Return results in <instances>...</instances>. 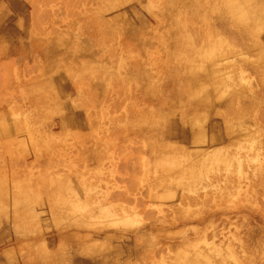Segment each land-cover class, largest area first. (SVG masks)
<instances>
[{
  "label": "rangeland",
  "instance_id": "rangeland-1",
  "mask_svg": "<svg viewBox=\"0 0 264 264\" xmlns=\"http://www.w3.org/2000/svg\"><path fill=\"white\" fill-rule=\"evenodd\" d=\"M0 264H264V0H0Z\"/></svg>",
  "mask_w": 264,
  "mask_h": 264
},
{
  "label": "bare ground",
  "instance_id": "bare-ground-1",
  "mask_svg": "<svg viewBox=\"0 0 264 264\" xmlns=\"http://www.w3.org/2000/svg\"><path fill=\"white\" fill-rule=\"evenodd\" d=\"M225 11V10H224ZM242 11H244V9H238V6H231V7H229L228 8V12L229 13H231V14H235V18L238 20V19H243L242 18ZM245 20L247 19V18H244ZM243 26V25H242ZM249 31V30H248ZM247 36V35H246ZM248 38H250V37H248ZM251 45V44H250ZM225 59V58H224ZM209 63V62H208ZM211 64V63H210ZM215 64V63H214ZM213 64V65H214ZM217 64V63H216ZM209 65V64H208ZM212 65V66H213ZM211 66V65H210ZM224 66H225V64H224ZM214 67V66H213ZM213 67H212V70H214L213 69ZM208 68L210 69L211 67H209L208 66ZM227 68V67H226ZM211 73V72H210ZM212 75V74H211ZM224 77V76H223ZM215 78V77H214ZM235 78V77H234ZM224 80H226V79H224ZM233 82V81H232ZM212 84V83H211ZM227 84V83H226ZM223 84H221V86H222ZM221 86H219V87H221ZM215 88V87H214ZM218 88V87H217ZM216 88V89H217ZM225 88V87H224ZM220 92V91H219ZM215 93H217V92H215ZM216 97V96H215ZM215 99V98H214ZM228 108V107H227ZM234 118H235V116H234ZM189 124H188V126L189 125H192V124H190L191 122H188ZM7 129V128H6ZM15 132H16V130H15ZM212 141H214V140H212ZM215 142V141H214ZM214 142H212V143H214ZM216 143V142H215ZM169 150V149H168ZM169 152H170V150H169ZM153 153H154V157H156V155H155V151H153ZM168 153V152H167ZM157 158V157H156ZM155 160H157V159H155ZM154 160V161H155ZM157 162V161H156ZM237 165V164H236ZM207 168H203V169H205V170H207V172H204V173H206V176L209 174H215V170H218V171H224V176L223 177H214V178H210L209 180L207 179V183L204 185V186H212L214 183H213V181H215V183L216 182H220V181H223L225 184H228V186H226L227 187V189H229L228 187H230V186H232L233 188H240V189H242L243 187L242 186H238V184H235V181H233L232 179H231V177H228V175H230V174H232L233 173V161L232 160H227V159H222V157L221 156H218L217 157V159H215V160H212V161H210L209 163H208V165L206 166ZM189 174V173H188ZM198 172L196 173L195 172V170L194 171H192L190 174H189V180H190V183H193L194 181H195V178L196 177H198ZM208 175V176H209ZM213 180V181H212ZM165 182H163L165 185H169V184H171V183H173V181H170V182H167L166 180H164ZM174 181H181V180H174ZM215 185V184H214ZM203 187V186H202ZM223 187H225V186H223ZM219 188V187H218ZM185 189V188H184ZM188 189L191 191V189H192V186H190V187H188ZM200 189H204V188H200ZM221 189H225V188H221ZM220 189V190H221ZM187 190V189H186ZM233 191V190H232ZM231 191H229V193H230ZM193 194H196L195 192H193ZM214 194V193H213ZM213 196H215V195H213ZM191 197V196H190ZM191 198H195V195H194V197H191ZM220 198H222V197H220ZM62 208V207H61ZM34 224V223H33Z\"/></svg>",
  "mask_w": 264,
  "mask_h": 264
}]
</instances>
